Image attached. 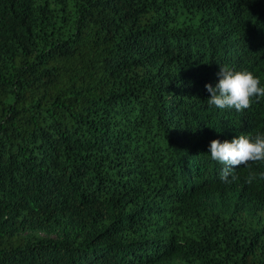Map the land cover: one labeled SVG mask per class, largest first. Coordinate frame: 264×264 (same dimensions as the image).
Listing matches in <instances>:
<instances>
[{
  "label": "trees",
  "instance_id": "trees-1",
  "mask_svg": "<svg viewBox=\"0 0 264 264\" xmlns=\"http://www.w3.org/2000/svg\"><path fill=\"white\" fill-rule=\"evenodd\" d=\"M225 66L264 87V0H0V264H264V161L210 155L264 97L209 106Z\"/></svg>",
  "mask_w": 264,
  "mask_h": 264
},
{
  "label": "clouds",
  "instance_id": "clouds-1",
  "mask_svg": "<svg viewBox=\"0 0 264 264\" xmlns=\"http://www.w3.org/2000/svg\"><path fill=\"white\" fill-rule=\"evenodd\" d=\"M218 76L215 86L211 83L205 84L210 93L207 101L209 106L219 109L234 108L239 112L250 108L254 97H264V87L260 86V79L250 71H233L225 66L220 67ZM210 155L214 161L225 165L220 180L230 184L237 179L232 175L234 168L247 166L249 162L264 161V134L258 133L255 137L234 136L230 141L223 142L214 139L210 143ZM254 179L255 176L249 174L245 182L251 184Z\"/></svg>",
  "mask_w": 264,
  "mask_h": 264
}]
</instances>
